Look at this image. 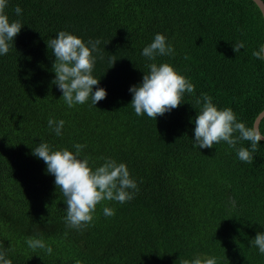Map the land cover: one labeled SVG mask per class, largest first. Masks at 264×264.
I'll use <instances>...</instances> for the list:
<instances>
[{
	"label": "trees",
	"instance_id": "trees-1",
	"mask_svg": "<svg viewBox=\"0 0 264 264\" xmlns=\"http://www.w3.org/2000/svg\"><path fill=\"white\" fill-rule=\"evenodd\" d=\"M5 11L24 24L0 56V250L13 264H182L203 253L218 264H264L249 244L264 231V141L245 162L224 141L199 149L193 140L202 92L248 125L264 108V60L252 55L264 18L252 0H9ZM60 30L101 40L94 89L107 96L96 106L69 108L53 83L47 40ZM157 32L175 53L155 62L173 64L195 94L154 119L135 114L129 88L149 71L141 51ZM49 117L65 120L61 136ZM41 139L72 151L84 144L96 166L103 157L126 162L139 191L125 203L99 202L90 223L69 227L65 197L33 155ZM30 237L52 253L30 248Z\"/></svg>",
	"mask_w": 264,
	"mask_h": 264
},
{
	"label": "clouds",
	"instance_id": "clouds-1",
	"mask_svg": "<svg viewBox=\"0 0 264 264\" xmlns=\"http://www.w3.org/2000/svg\"><path fill=\"white\" fill-rule=\"evenodd\" d=\"M9 0H0V56L6 55L15 37L21 31L23 23L20 19H10L5 11ZM259 10L264 13V0H255ZM16 16L23 15V9L17 5L14 9ZM51 52L55 56L53 83L62 92L66 105L71 108L77 104L96 106L107 96V89L96 87L100 79L94 75L97 53L101 49L99 38L83 37L60 30L54 37L47 40ZM234 51L239 53L245 47L243 41L233 45ZM175 46L164 34L157 32L150 43L145 45L141 55L149 61V71L144 72L142 81L130 86L132 93L130 105L138 116L147 115L157 119L158 115L171 112L183 103L185 93L195 94V85L189 77L181 73L169 62L157 63L158 56H172ZM252 55L264 60V42L252 52ZM102 58V57H100ZM116 61V60H115ZM114 61V62H115ZM113 62V65H114ZM214 98L202 92L195 100L198 105L197 115L194 118V146L199 149L211 148L221 141L226 142L236 151L241 161H250L264 138V108L254 115L251 125L238 119L231 107H219L213 102ZM65 120L49 117L47 124L50 131L57 136L63 134ZM240 141H249V146H237ZM86 145L76 143L75 151L68 147H55L48 141L41 142L33 147V155L42 159L46 164V173L55 177L54 183L65 197V222L69 227L79 228L93 220L96 206L103 200L125 203L134 198L139 191L138 183L132 177L126 162H118L113 157H103V163L96 166L88 156L82 155ZM105 216L115 215L112 207L104 206ZM27 244L32 249H45L51 254L53 249L40 238H29ZM250 246L264 254V231H258L249 241ZM0 264H13L6 250H0ZM76 264H81L79 260ZM182 264H218L215 256L206 253L196 254L192 259H184Z\"/></svg>",
	"mask_w": 264,
	"mask_h": 264
},
{
	"label": "water",
	"instance_id": "water-1",
	"mask_svg": "<svg viewBox=\"0 0 264 264\" xmlns=\"http://www.w3.org/2000/svg\"><path fill=\"white\" fill-rule=\"evenodd\" d=\"M255 3V0H252ZM256 4V3H255ZM257 5V4H256ZM262 13V12H261ZM262 16L264 18V13H262ZM262 140L264 141V138H262Z\"/></svg>",
	"mask_w": 264,
	"mask_h": 264
}]
</instances>
